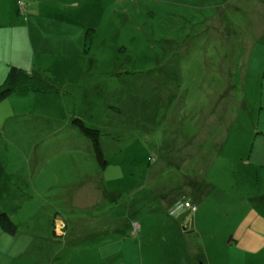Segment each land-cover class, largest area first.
Here are the masks:
<instances>
[{"label":"rangeland","instance_id":"obj_1","mask_svg":"<svg viewBox=\"0 0 264 264\" xmlns=\"http://www.w3.org/2000/svg\"><path fill=\"white\" fill-rule=\"evenodd\" d=\"M12 66L72 111L0 101L9 263L264 264V0H0Z\"/></svg>","mask_w":264,"mask_h":264},{"label":"trees","instance_id":"obj_2","mask_svg":"<svg viewBox=\"0 0 264 264\" xmlns=\"http://www.w3.org/2000/svg\"><path fill=\"white\" fill-rule=\"evenodd\" d=\"M62 91L63 90L51 85L45 80L31 76L20 68L12 66L4 83L0 85V101H4L9 96L16 93L36 92L44 94H58ZM73 124L88 140L91 141L97 164H99L102 169L107 168L108 161L105 159L104 151L101 145V131L94 127L90 128L80 118L74 119ZM4 177L5 169L0 162V183ZM0 226L3 231L9 235L18 233V225L12 220V217L5 212H0Z\"/></svg>","mask_w":264,"mask_h":264},{"label":"crops","instance_id":"obj_3","mask_svg":"<svg viewBox=\"0 0 264 264\" xmlns=\"http://www.w3.org/2000/svg\"><path fill=\"white\" fill-rule=\"evenodd\" d=\"M1 70V69H0ZM2 73H3V76H2ZM1 73V76H0V81H2V79H5L6 75L8 74V70L6 69H3V72ZM6 73V74H5ZM63 85H57V88L59 89H63ZM29 94H32V95H40V96H45V97H40V98H45L49 103H52L54 105H57L58 108L63 112L65 113L68 117L70 116L71 114V111H72V108H70V104L68 102V99H66V97H64L65 95H61L62 93H59V94H44V93H36V92H27V93H16V94H13L11 96H9L7 99L4 100V102H7L8 100H11L13 98H16V101L19 102L18 100L22 99V98H26L29 96ZM130 93L128 94V97H129ZM133 95H134V98H135V91H133L132 95H131V98H133ZM63 96V97H62ZM45 99H42L43 101ZM17 107V106H16ZM10 110L12 111V109L10 108ZM119 112H121L119 110ZM60 113V112H59ZM58 117L62 118L64 117V115L62 113H60L59 115H57ZM1 120H3V118L0 117ZM5 120V119H4ZM3 120V121H4ZM64 118H62V120H54V121H57V127H59L60 129H62V131H65V127L66 125H63L61 123H59L60 121H63ZM51 123H54V122H51ZM29 130V129H28ZM31 130V129H30ZM224 137L225 139L228 138V134L224 133ZM4 182V179L2 180ZM0 183V193H1V198H2V195H4L6 192L9 191V187L7 185H5V183ZM15 209V208H13ZM21 209V207L19 208ZM17 208V211L19 210ZM12 218L14 217V215L11 216ZM61 223L60 225V230L62 233H59L58 230L55 228L54 226V234H58L59 237H65L67 235V227L64 226L63 222L62 221H58ZM18 225V223H17ZM37 230H43L42 228H39L37 227ZM5 235H9L7 233H5L2 229V227L0 226V240L2 238H4ZM5 248L4 246L0 247V264H15V261H13V263H9V260H6L4 259L2 256L4 255L5 253ZM9 257V256H8ZM10 258V257H9ZM23 263L25 264H39L37 263L36 261H26V260H22Z\"/></svg>","mask_w":264,"mask_h":264},{"label":"built area","instance_id":"obj_4","mask_svg":"<svg viewBox=\"0 0 264 264\" xmlns=\"http://www.w3.org/2000/svg\"><path fill=\"white\" fill-rule=\"evenodd\" d=\"M20 5L22 6V3H20ZM186 206H187V207H190V204L187 203ZM192 209L194 210V208H192ZM195 210H196V209H195Z\"/></svg>","mask_w":264,"mask_h":264}]
</instances>
